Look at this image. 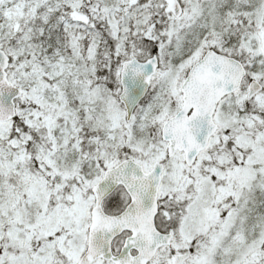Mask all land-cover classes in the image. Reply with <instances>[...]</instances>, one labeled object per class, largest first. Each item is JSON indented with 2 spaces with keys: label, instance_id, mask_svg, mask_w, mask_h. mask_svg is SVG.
Here are the masks:
<instances>
[{
  "label": "snow or ice",
  "instance_id": "obj_1",
  "mask_svg": "<svg viewBox=\"0 0 264 264\" xmlns=\"http://www.w3.org/2000/svg\"><path fill=\"white\" fill-rule=\"evenodd\" d=\"M0 264H264V0H0Z\"/></svg>",
  "mask_w": 264,
  "mask_h": 264
}]
</instances>
